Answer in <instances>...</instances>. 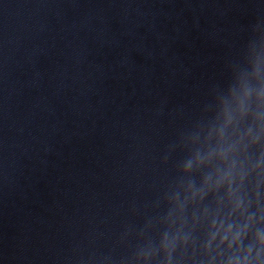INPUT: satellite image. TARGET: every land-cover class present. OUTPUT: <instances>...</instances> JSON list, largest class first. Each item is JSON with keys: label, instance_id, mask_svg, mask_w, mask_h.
Listing matches in <instances>:
<instances>
[{"label": "clouds", "instance_id": "9594fccd", "mask_svg": "<svg viewBox=\"0 0 264 264\" xmlns=\"http://www.w3.org/2000/svg\"><path fill=\"white\" fill-rule=\"evenodd\" d=\"M251 94L252 90L248 86L246 78L241 77L239 86L230 87V95L221 99L220 113L216 119H222V123L218 127L206 128L202 121H194L188 128L180 132L177 143L188 145L199 139L204 133H206L205 139L211 140L215 133L221 145L216 150V154L226 160L236 146H224L225 131L233 124L237 114L243 117L247 113ZM257 99L264 100V87L260 89ZM172 147L169 145V151ZM212 155L213 153H209L207 158H211ZM168 159L169 152H165L161 162L165 164ZM196 159L202 161L205 158L197 152ZM191 168L192 161H188L185 170ZM235 169L236 165L233 162L226 171L218 175L211 188L208 187L206 180L205 187L200 189H194L193 185L189 183L182 193L184 185L180 182L172 189L161 191L163 199L171 205L163 217L169 228L161 242V248L165 252V264H172V256L178 245L182 247L185 255L191 246L193 258L196 257L199 248L207 257V264H264V232L256 231L254 233L255 243L245 244L252 229L254 217L248 214L250 205L245 204L244 198L240 194V187L244 181L242 170L239 174L240 184L236 189H233L236 179ZM223 185H227L226 202L223 204L218 202L214 211L204 208L202 215L193 212L191 224H189L188 205L190 203L201 204L208 191L218 190ZM197 229L202 233V239L194 238L193 233ZM254 247L256 248L255 255H253Z\"/></svg>", "mask_w": 264, "mask_h": 264}]
</instances>
